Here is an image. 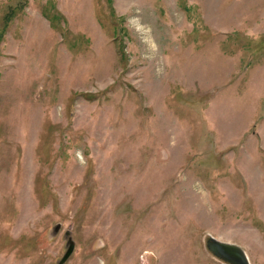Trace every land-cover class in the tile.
<instances>
[{
	"label": "rangeland",
	"instance_id": "374dc122",
	"mask_svg": "<svg viewBox=\"0 0 264 264\" xmlns=\"http://www.w3.org/2000/svg\"><path fill=\"white\" fill-rule=\"evenodd\" d=\"M264 264V0H0V264Z\"/></svg>",
	"mask_w": 264,
	"mask_h": 264
},
{
	"label": "water",
	"instance_id": "95a60500",
	"mask_svg": "<svg viewBox=\"0 0 264 264\" xmlns=\"http://www.w3.org/2000/svg\"><path fill=\"white\" fill-rule=\"evenodd\" d=\"M207 250L211 255L228 264H250L249 258L245 250L236 243L226 242L208 235L205 240ZM74 244L70 240L69 246L63 258L58 262L62 264L63 261L71 254Z\"/></svg>",
	"mask_w": 264,
	"mask_h": 264
},
{
	"label": "crops",
	"instance_id": "0c3cea01",
	"mask_svg": "<svg viewBox=\"0 0 264 264\" xmlns=\"http://www.w3.org/2000/svg\"><path fill=\"white\" fill-rule=\"evenodd\" d=\"M247 254V253H246Z\"/></svg>",
	"mask_w": 264,
	"mask_h": 264
}]
</instances>
